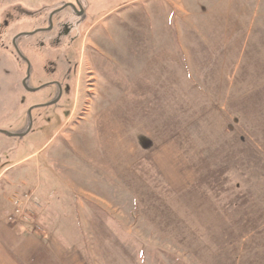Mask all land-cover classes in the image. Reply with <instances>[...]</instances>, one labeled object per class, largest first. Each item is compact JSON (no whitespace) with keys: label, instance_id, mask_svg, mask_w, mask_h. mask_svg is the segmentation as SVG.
<instances>
[{"label":"rangeland","instance_id":"374dc122","mask_svg":"<svg viewBox=\"0 0 264 264\" xmlns=\"http://www.w3.org/2000/svg\"><path fill=\"white\" fill-rule=\"evenodd\" d=\"M220 3L101 0L104 12L80 43L77 93L65 124L58 128L43 119L49 111L36 110L22 140L0 135L1 162L15 163L0 182V218L6 222L11 213L5 198L29 194L33 202L46 191L64 196L61 206L67 208L74 196L109 193L124 213L107 220L114 234H91L89 218L82 220L87 225L81 234L66 209L58 218L59 235H47L48 258L58 260L66 252L63 257L75 262L83 242L90 264H111L112 252L115 259L126 251L137 259L141 249L145 264H264V202L246 205L251 182L236 177L247 176L250 164L264 178V59L257 56L264 43L232 41L250 20L242 28V21L230 17L224 28L217 12L225 15L235 4ZM262 3L251 39L264 36ZM3 93L0 99L7 90ZM26 107L17 106L18 118L1 120L0 128H23ZM217 164L224 173L205 180L202 169L214 171ZM206 197L212 201L205 204ZM186 199L217 209L219 199L228 204L239 199L242 210L234 213L229 206L223 215L195 218L208 222V229L192 235L176 215L178 210L187 215Z\"/></svg>","mask_w":264,"mask_h":264},{"label":"flooded vegetation","instance_id":"af4514ba","mask_svg":"<svg viewBox=\"0 0 264 264\" xmlns=\"http://www.w3.org/2000/svg\"><path fill=\"white\" fill-rule=\"evenodd\" d=\"M11 1L0 2V95L7 90L0 99V121L18 118L16 107H27L23 128H0V135L20 141L31 132L36 110L49 111L42 118L58 128L65 124L77 93L84 30L104 10L101 0ZM31 97L36 102L30 103ZM2 151L0 182L15 165L1 162Z\"/></svg>","mask_w":264,"mask_h":264},{"label":"crops","instance_id":"0c3cea01","mask_svg":"<svg viewBox=\"0 0 264 264\" xmlns=\"http://www.w3.org/2000/svg\"><path fill=\"white\" fill-rule=\"evenodd\" d=\"M214 1L219 4H221L220 2L222 1H227L229 2V6L231 4H235L234 6L235 9L234 8L225 9L226 10L225 15L221 14V12H217L219 19L223 20L221 24L224 28L227 27L226 21L227 19H230V17H234L237 21L238 20L242 21L241 22L242 28L247 27L245 23H247V21L250 20L249 22L250 25L248 26V29L244 30L243 34L241 33L239 35L240 39L235 38V40L232 41L241 42V43H251V42H260L261 44L264 43V36L259 37L258 39H251V37L253 38V34L249 33L252 27H255L253 21L259 15L258 5L261 3V1H263L262 3L263 8L261 12L264 13V0H214ZM219 11H221V9H219ZM232 11L234 12V16L232 15ZM262 28H264V24L262 25ZM251 31H253V29ZM257 56L258 59H264V53L259 54ZM261 68L264 70V62ZM262 117L264 118V116ZM194 185L195 182L193 183V185H190L187 188H185L180 193V195H182V193H185L187 190H191V188H193ZM250 186L252 188L251 189L252 194L249 195L250 197H248L249 200L246 203V205L253 201L264 202V178L260 180L254 179L251 182ZM44 193L45 194L42 193L43 195L41 194L40 198L37 197L36 199H34L33 197V203H36L38 205L39 202L41 203V206L39 205L37 209H34L35 212H33V215L36 219V223L38 224L36 226L31 224L32 221H30L29 223H12V224L8 223L7 217L9 216V214L12 213L14 209L13 199L16 196L13 198L12 197L8 198L7 200L5 198V202L8 203V205H10L12 209H11V213L6 214L4 217L6 219V222H4V220L0 218V264H90L92 263L91 261L93 260H89V261L84 260L86 255L83 253L85 247L83 245L84 244L83 242H78V252L81 253L79 259H76L77 261L75 262L74 260L66 259L63 257L64 255H66V252H61L60 254H58L59 255L58 260H52L51 258H48L47 256L48 253L52 251L51 250L52 246L50 241H48L47 235L48 234L59 235V232H61L62 229H59V226L57 225L59 224L58 218L63 219L64 216L63 214H65L66 209L69 211V213L72 212L69 214L70 217L67 216L66 218H71L76 220L75 222L76 229L78 228L82 230L81 234H83V232L85 233L83 225L84 226L85 224L87 225V222L84 224L82 221L84 218H89L90 220H92L91 228H90L91 234L97 235V233L100 230L101 232L102 230H106L107 233L111 232V234H114L111 229L112 225L109 222H107V220L118 219L119 218L118 212L122 211L123 207L118 205L115 206L113 202V198L109 193H107L108 196L107 195L105 196L106 198L99 197L100 195H98L99 193L96 191L90 193L87 196H83V194H81L80 196H74L73 198H71V200L68 201L67 204L69 206L67 208L66 205L64 207L61 206V202L62 203L65 202L64 196L62 195L58 196L56 195L57 193L50 194V192H46V191ZM176 198L178 199V202H181L182 199L179 197V194L178 196L176 195ZM208 198L209 200H207L205 204L210 203V201H212L210 197H206V199ZM171 199L173 200V197ZM219 200L221 202L217 209L213 205L211 206V204L205 205V204H200L199 202H197L196 204L195 203V201H197L196 199L195 200L192 199V201H190V199L189 200L186 199L187 201L186 208L189 209L187 211V215L181 210L176 211V213H178L176 215H178L181 221L185 224L182 227L185 230V232L186 233L190 232L192 235H194L196 232L201 233L205 229H208L205 226L208 222L206 224L201 223L199 221H195V218H200V217L206 218V215L208 214L211 215V212L213 213V215H215L216 213L223 215L221 210L223 208H225L226 210V208H228L229 206L233 209L234 213L242 210L241 208H238L239 199L238 200L235 199L234 201L229 200L228 201L229 204L226 203L225 199L224 200L219 199ZM191 202H194L193 205H190ZM174 205L176 208L177 204L174 203ZM31 208L34 207L31 206ZM211 208L213 209L211 210ZM87 213H89V215ZM125 214H126V210H125ZM188 215L189 216L194 215V217L192 216L191 218H189ZM100 219L105 220L106 224H103L100 221ZM78 220H80V223L78 222ZM38 228L39 230H41V233L43 232L44 236H40V234L36 233L35 230ZM80 237L81 235H79V238ZM236 241H235V245H236ZM114 246L115 244L113 245V247ZM122 251H124V249ZM112 253H113L112 259L110 258L109 260L111 261V264H145L146 262V254L143 249L140 250L139 254L141 256L137 259L132 258L127 251L126 253L125 252L122 253L121 258L119 257L117 259L114 258L116 256V253L114 252ZM42 255H44L46 259L39 258Z\"/></svg>","mask_w":264,"mask_h":264},{"label":"built area","instance_id":"2783aa9c","mask_svg":"<svg viewBox=\"0 0 264 264\" xmlns=\"http://www.w3.org/2000/svg\"><path fill=\"white\" fill-rule=\"evenodd\" d=\"M29 202H32V197L30 198L29 194L15 197L13 212L7 217L8 223H29L32 220L31 207L27 205ZM31 206L38 208V204L33 202Z\"/></svg>","mask_w":264,"mask_h":264},{"label":"trees","instance_id":"16d2710c","mask_svg":"<svg viewBox=\"0 0 264 264\" xmlns=\"http://www.w3.org/2000/svg\"><path fill=\"white\" fill-rule=\"evenodd\" d=\"M194 161V160H193ZM224 165V164H223ZM249 165V166H248ZM247 166V167H246ZM245 167L246 168H248V172H247V176L245 175V174H241V173H239L238 174V176H236L237 177V180H243V181H249V182H252L254 179H258V180H260V179H263V176L260 174V172L259 171H257L256 170V168L254 169V168H252V165H250V164H247V165H245ZM214 171H211V170H209L208 169V171H206L205 172V170H203L202 169V172L205 174L204 176H205V180L206 179H210L212 176H213V174H214V172L215 173H217L216 175H217V177H219L221 174H223L224 173V170L223 169H221V164L219 165V164H217V165H215L214 166ZM216 169V170H215ZM235 169L236 170H238V171H241V169H239V166L237 167V166H235ZM201 172V173H202ZM231 174V173H230ZM262 177H261V176ZM229 176V175H228ZM214 177V176H213ZM216 177V176H215ZM230 179V178H229ZM239 181V182H240ZM232 184H236L237 185V183H234V182H232Z\"/></svg>","mask_w":264,"mask_h":264}]
</instances>
